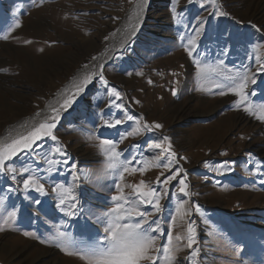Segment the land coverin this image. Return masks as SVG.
I'll return each instance as SVG.
<instances>
[{
	"label": "rangeland",
	"instance_id": "obj_1",
	"mask_svg": "<svg viewBox=\"0 0 264 264\" xmlns=\"http://www.w3.org/2000/svg\"><path fill=\"white\" fill-rule=\"evenodd\" d=\"M141 1L118 6L114 0H0V135L73 90L99 51L136 26ZM147 6L151 10L136 35L111 53L77 101L60 110L53 129L57 140L47 137L36 150L9 162L19 173L17 181L0 175V264H85L51 242L53 237L62 231L82 244L102 237L97 217L113 206V195H121L116 183L123 196L135 199L133 186L141 181L145 191L161 193V213L149 204L139 207L149 213V223L160 221L162 231L153 233L157 246L168 242L171 228L174 264H264V120L258 118L264 116V0H148ZM186 47L195 49L192 57ZM241 72L253 75L255 83L249 81L246 91L254 95L237 106L240 98L228 86ZM108 89L120 98L109 96ZM51 115L53 111L0 148L40 123H51L46 120ZM129 115L134 119L129 121ZM116 119L122 123L104 126L105 120ZM145 124L161 127L146 129ZM128 131L134 135L121 141ZM103 139L117 142L120 159L136 156L140 163L133 161L130 168L144 171L130 170L123 179L106 173ZM168 143L171 149L165 151ZM169 152L175 153L171 170L160 166L168 162ZM176 168L182 169L176 180L157 184V177L162 181ZM29 174L43 183V195L24 189ZM185 176L188 197L178 191ZM57 184L67 185L91 214L68 216L71 201L58 207L62 192L53 191ZM177 198L186 201L179 214ZM188 222L196 229L198 257L187 248ZM25 231L39 239L26 238Z\"/></svg>",
	"mask_w": 264,
	"mask_h": 264
},
{
	"label": "snow or ice",
	"instance_id": "obj_2",
	"mask_svg": "<svg viewBox=\"0 0 264 264\" xmlns=\"http://www.w3.org/2000/svg\"><path fill=\"white\" fill-rule=\"evenodd\" d=\"M191 4L192 0H188ZM215 2V0H213ZM144 5L148 4V0H142ZM203 6V5H202ZM217 15H226V13L218 12L215 13ZM16 27H20L19 22H17ZM200 27H203L201 24ZM200 27L195 29L196 34H199ZM259 31V29H257ZM8 37L5 36L6 40ZM26 43H29L26 41ZM192 43V40H189V44ZM185 51L189 55V57L193 56L194 48H185ZM197 69L200 70V61H196ZM103 67V66H101ZM260 71L264 72V63L260 66ZM93 74L86 75L83 80L76 85L75 91L64 99L63 103L60 104V107L54 108L53 115L46 118V120L52 121L40 123L38 127H35L32 131H30L27 135L21 136L18 139H14L10 144H7L3 148H0V175H10L13 181H17V176L19 173L17 170L9 163L14 158L18 157L21 153L26 151H34L39 147L40 142L47 137H50L52 141H56L57 137L53 134V129L57 127L56 122L59 119V112L61 109H67L68 106L72 105L74 102V97L79 96L93 80ZM100 81L104 84L105 88H107V81L104 79V76L101 74L99 77ZM251 81L255 83V79L253 75L248 72L237 73L235 77L232 78V83L228 86V91L233 95L239 97L240 99L237 101V106L239 104L244 103L247 95H254V93L247 92L248 82ZM175 90H173V95H175ZM226 93L224 91H220L219 95L223 96ZM109 96H115L119 99V93L114 89H108ZM251 105L244 108L245 112H249ZM259 119L264 120V116L258 117ZM129 121L133 120L134 117L129 115L127 116ZM122 121L116 119L114 122H109L107 120L104 121L105 127H115L116 125L121 124ZM160 124H153L151 126L145 124L144 128L146 129H158L160 128ZM138 131V130H136ZM134 135V131H128L121 134V141L127 138L128 136ZM89 139H94L95 137L89 136ZM169 141L168 137H164L165 143ZM116 143L112 140L103 139L101 140L102 146H108L104 151L108 159V163L105 167L106 173L111 174H119V178L123 179L124 173L128 171L136 172L140 171L141 173L144 171L143 168L131 167L133 165V161L136 163H140L136 156H133L129 159H120V154L116 151ZM159 145H157L158 147ZM171 149V144L168 143V149L165 151H169ZM56 152H58L61 156L66 157L67 153L63 152L58 147L56 148ZM175 158V153L169 152L168 162L160 165L161 167L167 168L171 170V165ZM181 159H183L181 157ZM63 164L68 165L69 160L63 159ZM207 164V162H205ZM226 164L228 162H225ZM72 169H76L77 165L72 164ZM24 171H28L25 169ZM182 169L176 168L172 175L167 176L165 179L161 181L160 177H157V184L169 185L172 181L176 180L180 175ZM78 178V177H77ZM264 183V180L261 181ZM24 189L27 191L29 189L39 192L41 195L44 194V185L42 182H39L38 178L29 174L27 178H24L22 181ZM117 191L121 193V195H113L111 197L114 202L113 206L107 209L103 213V217H97V221L103 225L104 235L100 238L94 239L91 243L82 244L72 237H70L66 232L58 231L56 236L53 237L52 241L55 243L57 247H60L62 251H65L67 255H76L85 264H143L144 261H151L152 264H157V261L160 264H174L172 257V242L173 236L171 233V228L168 230V242L164 244L162 247L157 246V235H153V233H160L162 231L161 224L159 220H154L149 223L147 217L149 213L141 210L139 205L149 204L153 207L155 213H161L163 206L160 203L162 198L161 193L157 191L156 188H149L147 191L144 190V182L141 181L139 185L133 186V191L135 193V199H130L126 196H123V189L120 187L119 183H116ZM189 185L186 182V176L182 177L179 180V188L178 191L184 197H188L190 195L188 191ZM61 190L62 196L59 199V206H64L66 203V199L70 200L71 203L67 206L66 214L70 217H78L80 214H88L91 213L89 210L85 209L83 205H78L76 202V197L72 195L71 190L67 187V185H59L57 184L53 191ZM13 189L9 188L8 191H12ZM163 195H167V190H163ZM37 204L42 203L40 200L35 201ZM186 201L177 198V205L175 208V213L179 214L181 209L184 206ZM197 212H199V207L196 206ZM15 213H11L10 217H13ZM185 216L190 215V213H184ZM139 218V219H137ZM183 218V217H181ZM172 221L176 220V215L173 214L171 217ZM147 225V226H145ZM4 229L0 227V231ZM187 248L191 250V257H198V249H194V245L197 242L196 239V229L192 222H188L187 226ZM23 235L26 238L39 239L37 235L30 232H23ZM177 241L181 240V237L178 235L175 237ZM42 243H46V241H41ZM155 250L158 255H150V252ZM162 252V255L159 253Z\"/></svg>",
	"mask_w": 264,
	"mask_h": 264
},
{
	"label": "bare ground",
	"instance_id": "obj_3",
	"mask_svg": "<svg viewBox=\"0 0 264 264\" xmlns=\"http://www.w3.org/2000/svg\"><path fill=\"white\" fill-rule=\"evenodd\" d=\"M136 9L138 11L136 13V16H134L135 17L134 21L136 20L137 22L136 26H133L129 32L120 33L119 37L114 39L111 44H109L103 50L99 51L96 58L91 63L90 67H88L85 70L83 74L84 76L94 73L95 75H93V80L97 76H99L98 74H100L101 72V68H102L101 66H103L105 63H107L110 60L111 53L119 49L120 47H122L126 43L127 40H129L130 38H133L134 35H136V33L141 29L142 22L145 19L146 15H148V11H150L151 8H149L147 5H144L141 1L140 8L136 7ZM93 80L89 85H87L86 89L81 94H83L87 89L91 87ZM77 82H78V79L76 77L74 80V83H77ZM73 91H75V87L73 90L68 89L64 93H61V96L59 94L56 99L51 101L45 107V109L43 108L42 110L37 112V114L31 116L30 118L22 120L20 122L16 121V123L11 126L9 125V127H7V130L5 131V134L0 135V147L2 143H4L9 137L11 136L13 137V135L20 133L22 130H24V128H28V127L35 125L36 123L44 119L48 113H51L54 108L58 109L60 107V104L63 103L64 99L67 98L68 93L73 92ZM81 94L77 96V98L74 99V102L77 101L81 97ZM262 152L264 153V151Z\"/></svg>",
	"mask_w": 264,
	"mask_h": 264
},
{
	"label": "built area",
	"instance_id": "obj_4",
	"mask_svg": "<svg viewBox=\"0 0 264 264\" xmlns=\"http://www.w3.org/2000/svg\"><path fill=\"white\" fill-rule=\"evenodd\" d=\"M125 0H114V3H117L118 6H122Z\"/></svg>",
	"mask_w": 264,
	"mask_h": 264
}]
</instances>
